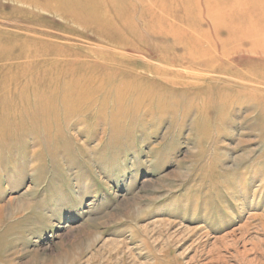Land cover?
Listing matches in <instances>:
<instances>
[{"label": "rangeland", "instance_id": "rangeland-1", "mask_svg": "<svg viewBox=\"0 0 264 264\" xmlns=\"http://www.w3.org/2000/svg\"><path fill=\"white\" fill-rule=\"evenodd\" d=\"M36 1L0 0V264H264V0Z\"/></svg>", "mask_w": 264, "mask_h": 264}, {"label": "bare ground", "instance_id": "bare-ground-1", "mask_svg": "<svg viewBox=\"0 0 264 264\" xmlns=\"http://www.w3.org/2000/svg\"><path fill=\"white\" fill-rule=\"evenodd\" d=\"M52 1H58V0H52ZM48 2V1H47ZM53 3H56V2H52V4ZM26 4H28V5H32V6H36V7H39L40 6V2H38V1H36V0H27V3ZM42 5V4H41ZM44 5H46V6H49V5H51L50 3H44ZM233 84H234V82H233ZM57 93H59V92H57ZM57 93H55L54 94V92H51V94L53 95V96H55V95H57ZM57 98H58V96H57ZM67 100V97H64V99H63V101H66Z\"/></svg>", "mask_w": 264, "mask_h": 264}]
</instances>
